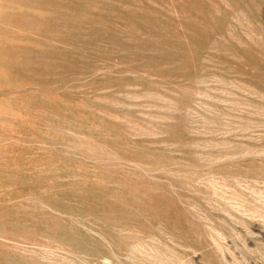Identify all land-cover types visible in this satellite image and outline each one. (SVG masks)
<instances>
[{
    "label": "rangeland",
    "instance_id": "374dc122",
    "mask_svg": "<svg viewBox=\"0 0 264 264\" xmlns=\"http://www.w3.org/2000/svg\"><path fill=\"white\" fill-rule=\"evenodd\" d=\"M0 264H264V0H0Z\"/></svg>",
    "mask_w": 264,
    "mask_h": 264
},
{
    "label": "bare ground",
    "instance_id": "6f19581e",
    "mask_svg": "<svg viewBox=\"0 0 264 264\" xmlns=\"http://www.w3.org/2000/svg\"><path fill=\"white\" fill-rule=\"evenodd\" d=\"M46 261V260H45Z\"/></svg>",
    "mask_w": 264,
    "mask_h": 264
}]
</instances>
